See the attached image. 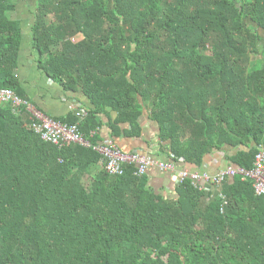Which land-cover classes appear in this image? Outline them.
Instances as JSON below:
<instances>
[{"label": "trees", "instance_id": "1", "mask_svg": "<svg viewBox=\"0 0 264 264\" xmlns=\"http://www.w3.org/2000/svg\"><path fill=\"white\" fill-rule=\"evenodd\" d=\"M15 8L0 0V89L26 100ZM32 16L38 69L92 106L80 124L55 121L91 144L106 109L114 134L137 135L141 100L173 161L253 141L232 159L250 169L264 148V0H34ZM0 106V264H264V196L249 181L226 183V205L189 180L166 201L131 167L95 170L94 150L42 141Z\"/></svg>", "mask_w": 264, "mask_h": 264}, {"label": "crops", "instance_id": "2", "mask_svg": "<svg viewBox=\"0 0 264 264\" xmlns=\"http://www.w3.org/2000/svg\"><path fill=\"white\" fill-rule=\"evenodd\" d=\"M26 3L27 0L16 1V8L11 15V17L20 21L22 31L20 65L17 78L21 83L26 100L30 101L36 108L53 120H66L70 117H75L78 120L77 123H81L84 119H78L77 114L81 111L87 113L92 106L83 94L80 92L64 91L61 86L52 82L46 74L38 69L36 56L31 49V26L28 29L25 19L20 16L26 10ZM29 15H32L31 9ZM139 104L142 109L141 115L137 120L138 128L135 129V132L138 133L137 135H128L132 130L129 124L119 125L116 134H114L111 129V122L115 119L116 114L106 109L105 114L97 116L96 120L99 126L93 132L95 134L92 136V141L98 144L104 140H110L125 153L134 151L144 153L159 161L174 162L175 166L180 170L192 173H206L209 175H215L229 167H238L232 162V159L237 153L240 151H248L255 147V143L249 141L246 147L232 148L230 146H224L220 150L214 149L203 157L200 166L188 164L182 159L173 161L170 158L171 156H169L170 139L161 135L158 122L152 118L151 108L148 105L143 106L141 100ZM100 168L102 166L99 162L95 170H99ZM143 180L145 181L146 187L154 192V195L166 201L174 202L178 199V184H176L172 173L161 172L153 168L146 173ZM232 182L233 180L228 181V183ZM226 183L221 186L201 183L199 191H202L204 195L202 203H211L220 199Z\"/></svg>", "mask_w": 264, "mask_h": 264}, {"label": "built area", "instance_id": "3", "mask_svg": "<svg viewBox=\"0 0 264 264\" xmlns=\"http://www.w3.org/2000/svg\"><path fill=\"white\" fill-rule=\"evenodd\" d=\"M0 105L7 106L15 116L25 114L29 120V128L40 136L42 141L49 142L58 148L72 145L91 148L100 156L101 166L110 176L121 177L126 169L131 167L133 175L141 178L150 169L155 168L161 172L172 173L178 185L189 180L198 190L201 183L221 186L235 177H240L241 180L251 183L256 197L264 196V148L262 146L258 147L250 169L229 167L215 175L192 173L178 169L174 162L159 161L144 153L136 151L125 153L110 140L93 145L79 132L77 125H67L49 118L30 101L19 98L11 90L0 89ZM86 115L85 111H81L77 114V118L84 119ZM220 199L222 205H226L222 194Z\"/></svg>", "mask_w": 264, "mask_h": 264}, {"label": "rangeland", "instance_id": "4", "mask_svg": "<svg viewBox=\"0 0 264 264\" xmlns=\"http://www.w3.org/2000/svg\"><path fill=\"white\" fill-rule=\"evenodd\" d=\"M16 1L18 2L19 0H16ZM33 3H34V0H27L26 10L24 11L23 15H20L21 17H23L25 19V22L27 23L26 25H27V28L28 29L32 25V21H33V16L32 15L31 16L29 15L30 9L32 10V13H33V10H34ZM52 19H53L52 16H50V17H48L46 19V22L48 24H50L52 22ZM260 37H261L262 40L259 43V46L260 47H262V46L264 47V33L261 32V31H260ZM81 39H82V36L81 35H75V36L71 37L70 41L73 42V43H76V42L80 41ZM253 59L254 58H252L251 61H254Z\"/></svg>", "mask_w": 264, "mask_h": 264}, {"label": "bare ground", "instance_id": "5", "mask_svg": "<svg viewBox=\"0 0 264 264\" xmlns=\"http://www.w3.org/2000/svg\"><path fill=\"white\" fill-rule=\"evenodd\" d=\"M95 134V133H94Z\"/></svg>", "mask_w": 264, "mask_h": 264}, {"label": "water", "instance_id": "6", "mask_svg": "<svg viewBox=\"0 0 264 264\" xmlns=\"http://www.w3.org/2000/svg\"><path fill=\"white\" fill-rule=\"evenodd\" d=\"M233 180V179H232Z\"/></svg>", "mask_w": 264, "mask_h": 264}]
</instances>
